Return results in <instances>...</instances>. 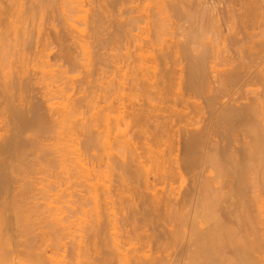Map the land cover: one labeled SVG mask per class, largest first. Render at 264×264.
Listing matches in <instances>:
<instances>
[{
  "label": "bare ground",
  "instance_id": "obj_1",
  "mask_svg": "<svg viewBox=\"0 0 264 264\" xmlns=\"http://www.w3.org/2000/svg\"><path fill=\"white\" fill-rule=\"evenodd\" d=\"M92 1L89 24L98 25L108 9ZM114 1L116 27L102 43L125 53L96 78L84 58L86 77L72 81L59 68L82 60L63 47L55 72L48 48L78 44L88 57L85 30L73 23L83 0H0V262L25 254L40 264L35 251L47 239L36 240L47 231L70 247L65 264H259L264 0H218L210 18L198 0ZM205 20L225 26L213 23L231 55L210 39L198 44ZM183 27L193 28L183 41L164 40ZM42 215L37 233L33 217ZM24 231L35 234L23 245L15 239Z\"/></svg>",
  "mask_w": 264,
  "mask_h": 264
},
{
  "label": "rangeland",
  "instance_id": "obj_2",
  "mask_svg": "<svg viewBox=\"0 0 264 264\" xmlns=\"http://www.w3.org/2000/svg\"><path fill=\"white\" fill-rule=\"evenodd\" d=\"M202 1H203V4H202V5L200 4V5H201V8H200V6H199L198 9H205V8H208V9H207V12H208V10L210 9L209 12H208V13H209V18L211 17V16H210V12H213V14L215 15V12H216V11H215L214 9H212V8H213L212 6H213L214 4H215L214 6H217V7H221V6H222V4H220V5L217 4V3H218V0H217V2H216V0H198V2H197V1H196V2H197V3H201ZM100 2H101L100 4H101L104 8H107V9H108V10H103V11H107L106 13H108V14H101V13H100L102 16H103V15H104V16H103V17L101 16L103 19H99V21L101 20V21H100L101 23H99L98 25H96V24L93 25V23H94L93 21H91V22H93L92 24H89V23H90L89 20H90V18H91V13H94V9L96 8V7H95V4H96V3H95L94 1H92V0H90V1H89V0H83L82 5H83V8H84V12L86 11V13H87V14L85 13L86 15L83 14L84 12H81V13L77 12V14H75V15L73 16V17H75V18L73 19V21H74L75 19H76V21H77V22H73V23L78 24V25L81 24V25L78 27L79 30L81 29V27L83 28V30H85V35H84V34H81V32H79V31H78V32H79L78 34H81V37L84 36L85 39L87 38V39H86V40L88 41L87 48H89V49L87 50V51H88L87 53L89 54L88 57H87V54H86V53L82 52V50H81V48L78 46V44L75 45V44H73V43H72V44L69 43V44H64V45H62V44H55V43H54V44H51V45L49 46V48H48V49H50V50H48V51L50 52L49 54H50V55H53L52 57H51L50 55H49V56L51 57V64H52V65L54 64L53 66H52V65H51V66H52V68H54L55 72H56V71H57V72L59 71L58 68H59L61 65H59V64H60L59 62L57 63V64H58V65H57V64H56L57 61L55 62V61H53L52 59H54V58H53V57H54V54H59V52L63 51V50H61V49H63V47H64V49L67 48L66 50H70L71 52L73 51L72 54H73L74 56H76V57H75L76 59H79V60L81 59V60H82V62L78 61V62L81 63L82 65L78 64L76 68L74 67V68L71 69V67H70L69 65H68V67H67L66 65H63L61 68H59L60 71H61V70H64V69H65V70H69V73H68V74H64L63 76H64V77H65V76H66V77L69 76V78L72 79V81H73V80L75 81V80H78V79H79V80H80V79H84V76L86 77V74H87V72H88V70H89V69H88V68H89L88 66L91 65L92 62H93L92 65H94V66H92V67H93V72L91 73V74H93V75H92V77H93V76L96 74L95 71H96L98 68L102 67V68L104 69V67L106 68V66H108V65H110V66H111V64L114 65V64L112 63V60H113V59L110 58V57L117 56V58H118V55H119V58H120V57L122 56L121 53H122V54L125 53V49H122V47L119 48L120 45H119V46L116 45V44H115V45H113V44H108V45L104 44V45H103V43H104L103 41H106V40L109 39L110 36L112 35L111 32L114 33L113 30H115V27H116L115 24H114V23H115L114 21H116L115 19H117L118 17L115 16L117 12H116L115 9L113 8L115 5H114V6H111V5L115 4V1H114V0H106L105 2H104L103 0H101ZM102 2H103V3H102ZM112 2H113V3H112ZM208 2H210L211 4L208 3ZM90 3H91L92 5H91ZM109 3H110V4H109ZM204 3H205V4H204ZM108 4H109V5H108ZM195 4H196V3H195ZM208 4H209V6H208ZM87 5H88V6H87ZM89 5H90V6H89ZM93 5H94V6H93ZM211 5H212V6H211ZM96 6H97V4H96ZM106 6H107V7H106ZM108 6H109V7H108ZM210 6H211V7H210ZM89 7H90V8H89ZM111 7H112V8H111ZM104 8H103V9H104ZM115 8H117V7L115 6ZM85 9H88V10H85ZM211 9H212L213 11H212ZM101 10H102V9H101ZM205 10H206V9H205ZM87 11H88V12H87ZM92 11H93V12H92ZM114 11H115L116 13H115ZM214 11H215V12H214ZM89 13H90V16H89ZM111 13H112L113 15H112ZM208 13H207V14H208ZM81 14H82V15H81ZM213 14L211 13V15H213ZM87 15H88V17H86ZM107 15H108V16H107ZM110 15H111V16H110ZM78 16H81L80 19H79ZM84 16H85V18H84ZM93 16H94V14H93ZM205 16H206L205 18H207V20H208V16H207V15H205ZM77 18H78V19H77ZM86 18H87L88 20H87ZM114 18H115V19H114ZM91 19H92V18H91ZM193 19H196V16H195V18L193 17ZM94 20H95V18H94ZM102 20H103V21H102ZM113 20H114V21H113ZM111 21H112V23H111ZM209 21H210V20H209ZM215 21H216L217 23H219V25L221 24V23L218 22L217 20H215ZM215 21H213V23L216 24V26L218 27L219 25H218ZM102 22H103V23H102ZM199 22H200V21H199ZM203 22H204V21H202L201 23H203ZM205 22H206V23H205ZM205 22L202 24L203 27L205 26L204 24L207 25V24L210 23V22L208 23L206 20H205ZM56 23H57V22L52 23L51 26H52V25H56ZM109 23H110V24H109ZM201 23H199V25H201ZM213 23H212V24H213ZM83 24H85V25H83ZM212 24H210V25H212ZM214 24H213L212 26H210V25H208L207 27L205 26V27H206V28L204 27L205 29L203 28V31H202V32H205L206 35H205V37L202 36L204 39L202 38L203 40H200V43H198V44H201V43L203 44V42H204V43L207 42L206 44H208V40L210 39V40H211V41L209 40V42L211 43L210 45H213V47H214V52H215V53H216V51L220 50L221 52L218 51V52H219V55H220V53H222L220 56H222V55H223V56H224V55H231V53H227L226 51H224V50H225V49H224L225 46L228 47V43H226L225 41H224L225 43H224L223 41H221V40H222V39L220 40L221 36H220V38H219L218 34L215 33V32H219V31H222V30H223L222 32L224 33V31H225V28H224V27H225V26L223 27L222 24H221V25L219 26V28H218V30H219V31H218L217 29H215L216 26H215ZM111 25H112V27H111ZM197 25H198V24H197ZM46 26H47V25H46ZM93 26H94V27H93ZM103 26H104V27H103ZM114 26H115V27H114ZM213 27H214V28H213ZM48 28H50V31H52V32L54 33V29L52 30L51 27H50V25H48ZM87 28H88V29H87ZM107 28H108V29H107ZM183 29H184V27H183ZM185 29H186V28H185ZM185 29H184V31H183L182 29H180V30H179V29H176V30H175V29H171V31L167 30V31L165 32L163 38H164V40H165V38H167L166 40H169V39H171V37L174 36V37H176V39H177V37H179V33L184 34L185 32H188V31L192 30L193 28L190 29V30H188V29L185 30ZM214 29H215V31H214ZM86 30H88V32H87ZM96 30H97V31H96ZM111 30H112V31H111ZM177 30H178V31H177ZM211 30H212V31H211ZM216 30H217V31H216ZM93 31H95V32H93ZM101 31H102V32H101ZM139 31H141V30H137V31H135V33H138ZM52 32H51V33H52ZM86 32H87V33H86ZM109 32H110V33H109ZM141 32H142V31H141ZM141 32H139L138 34L140 35ZM171 32H174V33H171ZM89 33H91V34H89ZM92 33H93L94 35H93ZM99 33H100V34H99ZM175 33H176V34H175ZM225 33H226V32H225ZM225 33H224V34H225ZM86 34H87V35H86ZM109 34H110V35H109ZM144 34H145V33H144ZM170 34H171L172 36H171ZM185 34H186V33H185ZM202 34H203V33H202ZM213 34H214V35H213ZM89 35L91 36V37H90L91 39H90L89 37H85V36H89ZM142 35H143V34H142ZM208 35H209V36H208ZM212 35H213V36H212ZM215 35H216V36H215ZM219 35H220V34H219ZM74 36H77V33H76V32H75V35H74ZM140 36H141V35H140ZM166 36H167V37H166ZM180 36H181V35H180ZM207 36H208V37H207ZM217 36H218V37H217ZM96 37H97L98 41H97ZM102 37H103L104 39H103ZM106 37H107V38H106ZM216 37H217L218 39H217ZM78 38H80V37L78 36ZM88 38H89V39H88ZM92 38H93L95 41L92 40ZM99 38H100V39H99ZM182 38H183V37H179L178 39H181V40H182ZM183 39H184V38H183ZM213 39H217V40H213ZM162 40H163V39H162ZM198 40H199V39H198ZM212 40H213V43H212ZM218 40H219V41H218ZM69 41H70V40H69ZM73 41H74V40H73ZM182 41H183V40H182ZM217 41H218L219 43H220V42H221V43L219 44V43H217ZM71 42H72V40H71ZM93 42H94V43H93ZM102 42H103V43H102ZM198 42H199V41H198ZM89 43H90V44H89ZM100 43H101V44H100ZM215 43L218 44V45H215ZM195 44H196V43H195ZM48 45H49V44H48ZM61 45H62V46H61ZM70 45H71V46H70ZM94 45H96V46H94ZM105 45H106L107 48H105ZM60 46H61L62 48H61ZM102 46H103V48H102ZM215 46H216V47H215ZM58 47H59V48H58ZM70 47H71V48H70ZM72 47H74V48H72ZM99 47H100V48H99ZM218 47H219V48H218ZM79 48H80V49H79ZM97 48H98V49H97ZM118 48H119V49H118ZM216 48H218V49H216ZM222 48H223V50H222ZM57 49H58V50H57ZM71 49H72V50H71ZM95 49H96V50H95ZM107 49H108V50H107ZM59 50H60V51H59ZM119 50H120V51H119ZM92 51H93V52H92ZM57 52H58V53H57ZM95 52H96V53H95ZM97 52H99V53L97 54ZM225 52H226V53H225ZM53 53H54V54H53ZM75 53H76V54H75ZM90 53H91V54H90ZM93 53H95V54H93ZM60 54H61V53H60ZM84 54H86V55H84ZM114 54H115V55H114ZM77 55H78V56H77ZM79 55H80V56H79ZM58 56H59V55H58ZM92 56H95V57H92ZM99 56H100V57H99ZM102 56H103V58H102ZM50 57H49V58H50ZM104 57L107 58V59H105ZM55 58L57 59V55L55 56ZM84 58H85V60L87 59L86 62H87V61H91V62H89V63L87 62V63H86L85 60H84ZM96 58H97V59H96ZM100 59H101V60H100ZM104 59H105V60H104ZM108 59H109L110 61H109ZM111 59H112V60H111ZM115 59H116V58H115ZM54 60H55V59H54ZM97 60H98V61H97ZM103 60H104V62H103ZM106 60H108V61H106ZM83 61H84V63H86V64L88 65L87 67H83V66H84ZM94 61H95V62H94ZM105 61H106V62H105ZM52 62H55V63H52ZM78 62H77V63H78ZM100 62H101V63H100ZM90 63H91V64H90ZM98 63H99V64H98ZM102 63H103V64H102ZM109 63H110V64H109ZM61 64H62V63H61ZM86 64H85V65H86ZM107 64H108V65H107ZM96 65H97V66H96ZM105 65H106V66H105ZM58 66H59V67H58ZM64 66H66V67L64 68ZM95 66H96V67H95ZM92 67H91V68H92ZM31 68H32V67H30V70H31ZM94 68H95V69H94ZM48 69H50V68H46V70H48ZM75 69H76V70H75ZM106 69H107V71H108V68H106ZM106 69L103 70V71H105V73H106ZM32 70H33V69H32ZM36 70H37V69H36ZM39 70H40V69H39ZM54 70H53V71H54ZM90 70H91V69H90ZM40 71H41V70H40ZM74 71H75V72H74ZM77 71H78V72H77ZM83 71H84V72H83ZM85 71H86V72H85ZM91 71H92V70H91ZM89 72H90V71H89ZM84 73H85V74H84ZM98 73H99V70H98ZM102 73H103V74H102ZM102 73H101V74H102V77L106 78L105 76H107V74H105L104 72H102ZM107 73H108V72H107ZM83 74H84V75H83ZM109 74H110V73H109ZM39 75H40V74H39ZM115 75H116V74H115ZM80 77H81V78H80ZM96 77H101V75L99 74V75L96 76ZM96 77L94 76L93 78H96ZM77 78H78V79H77ZM104 78H103V80H102V78H101L100 81H101V82H102V81L105 82ZM48 80H49V84H50V83H51V82H50V79H48ZM46 81H47V80H46ZM70 81H71V80H70ZM47 82H48V81H47ZM98 83H100V82H98ZM102 83H103V82H102ZM42 84H43V83L41 82L40 85L42 86ZM44 84H45V82H44ZM52 84H53V83H52ZM54 84H55V83H54ZM57 84H58V83H57ZM100 84H101V83H100ZM100 84H99V85H100ZM50 85H51V84H50ZM35 86H36V87L38 86L37 88L40 87L39 84L34 85V87H35ZM43 86H44V85H43ZM49 87L52 88V85L49 86ZM37 90L39 91V89H36V91H34V92H37ZM40 91H42V90H40ZM71 93H72V92H71ZM34 94H37V95H35V96H39L38 98H39V100H40V98H41L40 93L37 92V93H34ZM69 95H70V94H69ZM127 104H128V101H127ZM263 158H264V157H263ZM35 172H36V171H35ZM38 173H39V172L34 173L36 180L39 179L38 177H36V175H38ZM31 174H33V173H31ZM45 174H46V173H44V174H41V173H40L39 176H40V175L43 176L46 180H48L47 182H50V175L46 176ZM47 174H48V173H47ZM259 174H260V173H259ZM259 174H258V180L261 178V179L259 180V182L262 184V185L260 184V189L262 188V189H261L262 192H261L260 189H259V192H258V193H259V195H260V199L263 201V200H264V187H263V186H264V174H263V172H262L263 175L260 174V177H259ZM34 175H31V176H32V179H33L32 181H34ZM31 176H30V177H31ZM41 176H40V177H41ZM45 176H46V177H45ZM27 178H28V177H27ZM37 178H38V179H37ZM44 178H42V180H43ZM47 178H49V179H47ZM262 178H263V179H262ZM28 179H29V178H28ZM28 179H27V180H28ZM40 179H41V178H40ZM25 180H26V179H25ZM29 180H31V179H29ZM46 180H45V181H42V182L40 181L39 184L36 182V183H37L36 187L38 186V188H39V187H41L43 184L47 183ZM51 180H52V178H51ZM38 181H39V180H38ZM43 182H45V183H43ZM33 183H34V182H33ZM41 183H42V184H41ZM40 184H41V185H40ZM32 185H33V184H32ZM34 186H35V185H34ZM34 186H33V187H34ZM44 186H45V185H44ZM33 187L31 188V190L33 191V189H34V191H35V189H36V191H37L38 188H35V187L33 188ZM27 190H29V189H27ZM32 191H29V192H31V194H32V193H33ZM36 191H35V192H36ZM29 192H28V193H29ZM35 192H34V193H35ZM29 194H30V193H29ZM24 195H26V197H30V195H28L27 193H25ZM261 195H262V196H261ZM261 197H262L263 199H262ZM41 200H42V199H41ZM262 201H260L259 205L262 204V206H263L264 203H262ZM29 202H32V200L29 201ZM38 202H39V201H38ZM40 202H41V204H42V206H41V207H42V210H41V211H42V212L44 211V215L47 216L48 214H45V213L47 212V210H46L47 208H46V207H45L46 209L43 208L44 205H45L46 203L44 202V200H42V201H40ZM46 202H47V201H46ZM43 203H44V204H43ZM41 207H40V208H41ZM41 211H40V212H41ZM117 212H118V211H117ZM47 213H48V212H47ZM44 215H42L41 217H39V216H34V217H33L34 219L37 217L35 221L32 220V221L34 222V224L36 223L35 228H36V227H39V229H36V230H35L37 233H40V232H39V231H41L40 228H41L43 225H45V221H43V220H44V219H43ZM87 215H88V214H87ZM118 216H120V215H118ZM85 217H87V216H85ZM85 217H83V218H85ZM89 217H90V216H89ZM33 218H32V219H33ZM40 218H42L43 220L40 219ZM72 219H73V218H72ZM72 219H71V221H72ZM74 219H75V218H74ZM74 219H73V220H74ZM81 219H82V218H81ZM87 219H89V218H87ZM38 220H42V222H41V221H38ZM82 220H83V219H82ZM84 220H86V218H85ZM77 221H78V220H77ZM24 222H25V223H24ZM43 222H44V223H43ZM75 222H76V221H75ZM26 223H27L26 221H23V222H22L23 225H22V224H19V225L21 226V228H22V231H23V227L25 226L24 224H26ZM37 223H39V224H37ZM40 223H41V224H40ZM76 223H77V222H76ZM82 223H84V222H82ZM85 223H87V222H85ZM28 224H29V223H28ZM26 225H27V224H26ZM84 225H85V224H84ZM84 225H81V227L84 226ZM22 226H23V227H22ZM76 227H77V226H75V229H76ZM21 228H20V232H21ZM82 228H83V227H82ZM77 229H78V227H77ZM0 231H1V230H0ZM76 231H77L76 233L74 232V234H75L76 236H78L79 234H81V232H79V229L76 230ZM20 232H19V234H17V237H16L15 240L18 241V240L20 239V240H19L20 242H18V243H21V244H23V245H24V242H25V241H26V242L28 241V238H32L31 236L35 234V233H34V234H31V235H30V233H29V234H28V233L25 234V231H24V233H20ZM44 232H45V233L41 235V238L38 236L39 238L36 237V238H38V239H37V240L35 239L36 241L39 240V241L37 242L38 245H39V243L42 241V238H43V239H44V238L47 239V240L44 239L45 241L43 240L44 242H47V243H44V242H43L44 245L39 246L38 249L36 248V250H37V251H35L36 253L39 251V249H40V252L43 251V253H42V252H41V253L38 252V253H40V254H38V255H40L39 258L37 257V258H38V259H37L38 262L41 261L42 263L40 262V264H47V263L51 264L53 261H55V259L52 260V259H53L52 257L56 258L57 256H58V258H56V261H57V262L55 261V262L52 263V264H55V263H56V264H63V262H64V264H65L66 261H70V260L72 259L71 256H70L71 254H68V253H69V250H68V249H69L70 247L68 246V249H66V248H67V247H66V246H67L66 243L68 244V242H69V238H68V239L65 238V239L67 240V242L65 241V239L63 240V241L65 242V245H66L65 247L62 246V245H60L61 247H57V246L53 245V244H54L53 241H52L53 239H52V237H51L50 235H47V233H46L47 231H44ZM262 233L264 234V231L261 232V234H262ZM21 234H22V236H21ZM0 235H1V234H0ZM29 235H30V237H29ZM262 236H263V235H262ZM262 236H261V237H262ZM263 237H264V236H263ZM25 239H26V240H25ZM262 239H263V238H262ZM40 240H41V241H40ZM48 242H49L50 244H49ZM25 244H26V243H25ZM40 244H42V242H41ZM48 244H49V245H48ZM48 246H49V247H48ZM44 247H45V248H44ZM56 247H57V248H56ZM259 247H260V246H259ZM263 247H264V246H263ZM263 247H262V250H261V251H256V253H253V254H252V257H253V258H255V257L257 258L258 255L260 256V254H261L260 257H261L262 259H261L260 257H259L260 259L257 258V259H259V260H263V261L260 262L261 264H264V258L262 257V255L264 256V250H263L264 248H263ZM21 248H22V247H21ZM55 248H56V249H55ZM260 249H261V248H260ZM257 250H259V248H258ZM67 252H68V253H67ZM36 253H35V254H36ZM38 255H37V256H38ZM51 255H55V256H51ZM21 256H22V257L24 256L23 258H22V257L20 258L21 260H19V261H21V262H19V263H15V264H25V263H26V264H36V263H37V261H35L36 259H34V260H33V259H29V258L26 259L25 254H23V255H21ZM41 256H42L43 259L41 258ZM50 256H51V257H50ZM50 258H51V259H50ZM59 258H60V259H59ZM58 259H59V260H58ZM78 259H79V258H78ZM78 259H77L76 261H78ZM81 259L83 260L84 258H80L79 260L81 261ZM31 260H32V262H31ZM50 260H51V262H49ZM60 260H61V261H60ZM26 261H27V262H26ZM58 261H59V262H58ZM60 262H61V263H60ZM258 262H259V261H258ZM262 262H263V263H262ZM260 263H259V264H260ZM0 264H5V262H4V263H3V262H2V263L0 262ZM7 264H8V263H7ZM38 264H39V263H38Z\"/></svg>",
  "mask_w": 264,
  "mask_h": 264
}]
</instances>
